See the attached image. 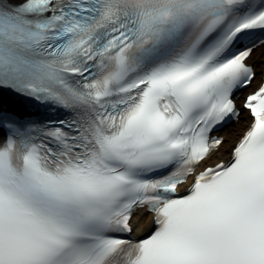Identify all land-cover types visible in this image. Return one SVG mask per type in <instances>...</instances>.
I'll use <instances>...</instances> for the list:
<instances>
[{"label":"snow or ice","instance_id":"snow-or-ice-1","mask_svg":"<svg viewBox=\"0 0 264 264\" xmlns=\"http://www.w3.org/2000/svg\"><path fill=\"white\" fill-rule=\"evenodd\" d=\"M0 264H264V0H0Z\"/></svg>","mask_w":264,"mask_h":264},{"label":"rangeland","instance_id":"rangeland-1","mask_svg":"<svg viewBox=\"0 0 264 264\" xmlns=\"http://www.w3.org/2000/svg\"><path fill=\"white\" fill-rule=\"evenodd\" d=\"M232 139H235V137L233 136V137H231Z\"/></svg>","mask_w":264,"mask_h":264}]
</instances>
